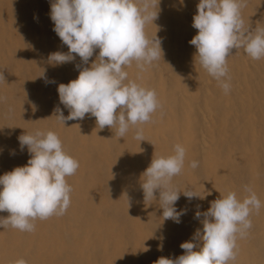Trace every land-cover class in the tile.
I'll return each instance as SVG.
<instances>
[{
	"label": "bare ground",
	"instance_id": "1",
	"mask_svg": "<svg viewBox=\"0 0 264 264\" xmlns=\"http://www.w3.org/2000/svg\"><path fill=\"white\" fill-rule=\"evenodd\" d=\"M51 2L0 0V72L6 80L0 81V176L27 164L30 154L18 137L36 130L55 132L79 167L66 177L72 191L63 215L37 218L32 232L0 227V264H154L184 254L180 244L203 228V215L195 213L206 212L221 194L234 191L242 200L247 185L264 205V58L232 49L226 94L189 43L198 33L192 23L199 0H160L158 19L145 32L161 38L163 56L144 71L135 61L124 67L128 80L155 91L160 107L151 120L121 138L115 128L100 129L90 114L64 126L55 109L65 117L69 110L59 101L58 85L76 79L99 49L87 65L79 56L50 63V53H68L53 31ZM241 15L246 28L263 27L264 0H247ZM137 128L145 141L135 138ZM176 144L186 150L182 172L172 180L181 191L176 208L187 210L181 223L163 219L158 190L145 200L141 188L153 157L173 155ZM192 161L199 162L196 169ZM186 190L198 196L189 200ZM249 219L252 227L238 234L236 258L228 264H264V206Z\"/></svg>",
	"mask_w": 264,
	"mask_h": 264
},
{
	"label": "clouds",
	"instance_id": "2",
	"mask_svg": "<svg viewBox=\"0 0 264 264\" xmlns=\"http://www.w3.org/2000/svg\"><path fill=\"white\" fill-rule=\"evenodd\" d=\"M159 4L160 0H52L53 31L67 45L68 53H50L49 62L62 65L79 56L87 65L99 49L89 67L76 66L80 69L76 79L58 85L59 101L69 110L65 117L59 107L55 109L64 126L68 120H83L90 114L100 129L115 128V134L121 138L130 127L151 120L160 107L155 91L128 80L124 67L135 61L144 71L145 66L163 56L161 38L155 34L150 39L145 32L146 25L158 19ZM246 6L247 0H199L193 17L192 27L198 33L189 43L196 48L195 58L226 94L231 88L227 58L232 49L242 48L253 60L264 58V27H245L241 9ZM0 81H6L3 72ZM135 138L145 141L142 128H137ZM18 140L21 150L27 146L30 158L26 165L0 176V212L9 213L6 218L0 217V227L32 232L35 230L32 221L37 218L44 220L66 212L72 191L66 177L76 173L79 162L65 152L53 131L36 130L20 135ZM185 155V148L176 144L173 155L153 157L142 174L145 200L155 198L158 190L163 219L175 223H181V217L187 214L186 209L176 208L181 191L172 184L173 178L182 172ZM198 166V161L190 164L193 169ZM244 190L248 195L242 200L236 192L228 191L212 201L206 212L197 211V219L204 217L203 228L196 230L192 240L180 244L184 254L175 259L160 257L154 264L234 261L238 234L240 237L247 234L252 227L251 212H259L264 206L250 186L245 185ZM183 194L189 200L198 196L187 190ZM15 264L27 262L19 259Z\"/></svg>",
	"mask_w": 264,
	"mask_h": 264
},
{
	"label": "rangeland",
	"instance_id": "3",
	"mask_svg": "<svg viewBox=\"0 0 264 264\" xmlns=\"http://www.w3.org/2000/svg\"><path fill=\"white\" fill-rule=\"evenodd\" d=\"M248 26H250V25H249V24H247V27H248ZM263 27H264V25H263Z\"/></svg>",
	"mask_w": 264,
	"mask_h": 264
}]
</instances>
